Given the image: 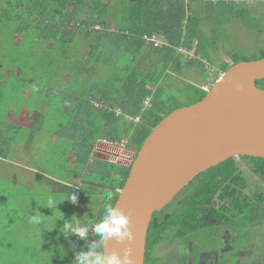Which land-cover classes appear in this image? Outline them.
I'll list each match as a JSON object with an SVG mask.
<instances>
[{
  "label": "trees",
  "instance_id": "1",
  "mask_svg": "<svg viewBox=\"0 0 264 264\" xmlns=\"http://www.w3.org/2000/svg\"><path fill=\"white\" fill-rule=\"evenodd\" d=\"M209 20L213 23V29L210 30L213 34H218L216 28H220L222 33L223 24L240 20L247 29L264 36V9L253 13L246 3H239V0H190L189 4L183 0H51L50 3L48 0H0V32L10 29L8 35L12 46L9 49L16 50L14 56L17 59H26V69L33 74L31 80H21L23 85L29 82L32 86L30 97L53 86L47 82L49 75L79 76L76 85L73 83L70 88L72 92L77 89L80 97L78 102H73L75 105L70 109V101L62 98L63 112L58 118L55 117L59 123H63V119L65 122L59 136L62 151L73 148V144L66 140L67 136L83 131L86 134L79 146L98 149L99 146L110 147L112 154H99L104 156L102 159L110 160V163H113L114 153L120 151L114 143L123 132L128 143L140 147L151 130L174 111L172 103L166 105L163 102L165 100L159 98L163 89H167L170 84L168 77L177 74L184 65L189 69H198L205 76L197 54L203 48L206 36L202 26ZM95 25L99 28L95 29ZM18 36L20 38L17 41ZM144 36L161 37L169 46L154 48L151 44H145ZM1 41H8L7 35ZM48 43L50 46L45 48ZM180 49L184 52H180ZM189 52L194 55L189 57ZM261 58H264V46L258 55L251 57L230 55L231 63L224 62L218 70L221 74L233 64ZM20 71L25 72L22 69ZM98 73L101 75L96 78ZM81 83H85L82 91ZM88 83L87 89L85 86ZM202 83H208L205 77ZM214 83L212 81L209 84ZM255 84L264 90V79L257 80ZM185 88L186 94L193 98L191 105L206 94L199 85L188 84ZM18 89L22 90L21 87ZM64 89L68 91L69 88ZM65 94L62 97H67ZM70 94L72 97L71 91ZM146 98H149L150 107L143 104ZM90 100L98 102L100 108L94 109ZM116 109L120 110L118 115ZM136 118L138 120L134 123ZM80 123L83 124L78 129ZM52 152L50 150L49 154ZM9 153L10 148L7 146L0 149V156L6 157ZM86 160L81 157L79 169L86 166ZM100 163L101 160L94 159L96 167ZM117 169L120 179L107 192L100 215L92 218L87 216L83 219L84 224L99 222L105 204H115L118 197L116 189L123 187L129 172V168ZM258 176H264V159L250 157L241 158V161L229 159L198 175L192 181L194 183L191 182L187 187V192L191 189L190 198H178L174 212H154L146 236L147 264L157 262L153 260L149 263L148 256L152 258V251L162 241L171 242L167 236L170 229L175 230V237L181 236L182 232L195 235L204 230H215L217 224L231 226L235 217L248 219L255 215L264 204V192L249 195L246 191L248 180ZM52 183L48 179L46 184L49 190V184ZM64 184H57V190L52 194L66 197L68 192H75L85 196L87 192L84 187L77 191ZM91 192L95 193L94 190ZM109 194L112 196L111 201L107 199ZM9 195L19 203L17 206L8 201L13 206H6V200L0 197V245L9 248V255L4 253L2 258L9 260V264H17L20 257L26 258V264H34L39 258H42V264H73L74 254L70 249L73 245L77 252L84 249L85 241L72 236L64 241L65 238L59 233L60 228L50 231L53 236H61V240L55 244L49 242L51 239L48 240V237L43 238L40 229H31L29 234L34 239L26 238L29 245H21L24 247L23 254L15 252L18 241L9 238L3 231H12L18 226V211L25 210L21 200H26V187ZM3 206L7 211L2 210ZM8 214L12 217L9 215L8 222L2 223ZM20 214V220L23 221L25 216ZM76 217V214L74 217L67 215L64 219ZM60 221L63 223V220ZM88 235V243L98 239L91 230ZM46 248L49 252L44 251Z\"/></svg>",
  "mask_w": 264,
  "mask_h": 264
},
{
  "label": "rangeland",
  "instance_id": "2",
  "mask_svg": "<svg viewBox=\"0 0 264 264\" xmlns=\"http://www.w3.org/2000/svg\"><path fill=\"white\" fill-rule=\"evenodd\" d=\"M240 2L246 3L250 7L251 12L253 13L262 12L264 9V0H239V3ZM228 17L231 18V15H228ZM202 27H204L203 32L206 33V36L203 39V48L199 50L197 56H199L198 59H200V64L202 69L204 70L203 74L205 76H202L199 73L198 69H189L187 66L184 65L181 67L180 71L177 74H174V76L167 78L170 84L168 88L163 89V91L159 95V98L161 97V101L165 100L163 102L166 105L172 103V107L174 108V110L191 105L193 98H191L190 95L186 94L187 88H185L188 84L193 86L199 85L203 90L208 91L212 86L209 84L210 82H212L211 77L214 79L213 81L218 80L220 77V73L218 70L220 65L224 62L228 64L231 63V61L229 60L230 55H238L240 57H251L254 55H258L259 50L264 46V36L262 34L259 36L256 35L254 31L247 29V27L243 25L240 20H234L233 23L227 22V25L223 24L222 33L220 28H216L215 30L218 34H213L210 31L213 29V23L211 22V20H209ZM98 28L99 26L95 25V29ZM9 30L10 29L7 28L6 32H0V68H4L5 64L11 63V65L8 66L9 68L13 70L15 69V71L18 69V72H16V74L19 75V80L17 81L16 79H14L15 85L12 91L14 93L15 91L19 90L18 88L22 87L23 84L21 83V80H31L33 74L31 75L30 70L26 69V59H17L14 56V53L16 54V50L9 49L12 46V42L10 41V35H8ZM6 35L8 41H1V39H4ZM18 38L20 37L18 36ZM49 46L50 44L48 43L45 48H48ZM86 52L88 53L89 51ZM188 55L189 57H192L194 53L189 52ZM4 58H9L10 61H4ZM11 59L14 62H12ZM21 69L25 72H21ZM218 73L219 75H216ZM100 75L101 73H98L95 77L98 78L100 77ZM203 77H205L208 82L205 85H202ZM57 79L54 81V85L57 82ZM76 79L77 76H72V81ZM84 85L85 83H81V91ZM85 87L88 89L89 83L86 84ZM65 95L68 96L67 98L69 99H75L77 96L79 97V95L76 94L75 90L72 93V97H70V91L67 92ZM17 102H20L22 105L25 104L24 101L21 100L19 95H14L12 103ZM29 102L30 101L26 99V105H29ZM90 103L96 110L100 108V104H97L96 102H91V100ZM44 112L45 115L48 116L49 110H44ZM119 113L120 111L116 110V115H118ZM44 120L45 126L43 130L45 132L52 130L54 128V125L59 122L58 119L48 120L44 118ZM63 123H65L64 119ZM125 127H127V125ZM44 133H42L41 136H43ZM122 138H124L123 135H121L119 140H121ZM45 139L46 138L42 137L36 141L37 143H40V146L44 145V148H46L48 146V142ZM129 144L131 143L129 142ZM32 146H35L32 150H36V143H33ZM81 147H84V145H82ZM44 148H42L39 152L36 151L35 153H33L34 155L32 156V158L28 159L27 163V165L34 166V168L37 167L38 169H40L41 167V169L39 170V174L42 171L43 173L48 172L51 164L50 159H48V162H45V159H47V151L45 150L43 154ZM129 148L126 150L125 155L122 152L116 150L118 152H116L117 156L115 157V159L120 162L119 165H122L127 168L130 165V161L127 159L132 156L131 150L129 151ZM107 150L113 153V150H111L110 147L99 146V149L96 148L92 158L94 159L95 156H97L99 153H102L104 155L109 154ZM39 154H42L40 155L41 158L37 156ZM33 160H35V162H33ZM22 161L24 163H15L13 165L0 164V190L13 191L26 187L30 192V194L26 195V200H21L22 207L25 210L18 211V226L15 227L12 231H3L4 234L9 235V238L18 241L16 242V246L18 247V249H14L18 255L23 254L24 245H29L28 241H26V238H31V240L34 239L30 237L29 234L31 229H33V231L36 228V230L40 229L43 238L46 239L48 237V240L51 239L49 242H51L52 244H55L56 242L61 240V236L51 237V235L47 233L48 228L50 230L60 228L59 224L60 226L62 225V221H60V219L62 218L61 213L63 214V217L67 215H73L74 217V215L76 214V218H81L82 220H85L87 216L89 218H92L94 216L98 217L102 209L101 206L104 202L105 197L107 196V190H105V188H107V186L109 185V176H111L114 172H118L115 163H106L102 166V168L98 169L97 171H95L94 164L88 165L86 168L88 174L80 175L79 177H77V179H79L80 182L83 183L85 181H90V183L85 182L87 184H85L84 186V189L88 187L87 193L90 195H78V203L76 205H72L67 200L62 201L63 198H65L62 195L51 194L50 190L47 188V184L46 187H43L44 181L39 178V174H37L36 171H33V169H30L26 166V160ZM19 162H21V159L19 160ZM26 167L28 168V170H26ZM52 174L53 173L50 172L49 177ZM193 183L194 182H192V184ZM248 186L249 195H255L264 192V184H262L260 179H258L257 177H252L250 180H248ZM187 187L186 189H183L160 212H174L175 208H177L178 198H184V196L190 198L189 193L191 192V189L187 192ZM92 190H94L95 193H92ZM49 195L53 196L56 202L58 203L56 205V209L45 208ZM0 197L18 206L19 201H16L15 199L13 200L11 195L6 193H0ZM8 205L10 207L13 206L11 203H9ZM3 207L2 210L7 211L5 209V206ZM25 212L34 213L36 215L42 214L45 217L42 218L41 224H36L31 222L30 217L26 221ZM20 213H23L25 216L23 221L20 220ZM9 215L10 214L6 216V219L3 218L1 222L7 223L9 220L7 219ZM10 217H12V215H10ZM76 218L71 219L75 220ZM91 225H94V223L89 224V226ZM214 229L215 230L211 231L204 230L205 232L195 235L190 232H182L181 236L179 237H175V230L170 229L168 231L169 234L167 236L171 242H169L168 240H164L157 248L159 251V254L156 256L159 261L158 264H183V256H185L186 249L194 254L198 252L209 253L207 256L203 255L206 258L204 262L205 264H264V204L261 205V208L258 209L255 215L251 216L250 218L238 219V217H235L231 226L221 225L218 228L214 227ZM174 237L177 238V240H175ZM172 245L175 248L173 254L170 255L169 253H172L173 251ZM7 249L9 248H6L2 244L0 245L1 264H9V260H5L4 258H2L4 253L9 255V251ZM11 253L14 254V252L12 251ZM42 263V258H39V260H37V262L34 264ZM17 264H26V258L20 257L19 260H17Z\"/></svg>",
  "mask_w": 264,
  "mask_h": 264
},
{
  "label": "water",
  "instance_id": "3",
  "mask_svg": "<svg viewBox=\"0 0 264 264\" xmlns=\"http://www.w3.org/2000/svg\"><path fill=\"white\" fill-rule=\"evenodd\" d=\"M264 58L231 65L200 101L175 109L146 137L129 166L114 205L130 220L133 239L107 251L144 264L154 212L167 206L198 175L238 157L264 159Z\"/></svg>",
  "mask_w": 264,
  "mask_h": 264
},
{
  "label": "crops",
  "instance_id": "4",
  "mask_svg": "<svg viewBox=\"0 0 264 264\" xmlns=\"http://www.w3.org/2000/svg\"><path fill=\"white\" fill-rule=\"evenodd\" d=\"M48 1L49 3L51 2V0H48ZM183 1L185 2V4L190 3V0H183ZM16 40L18 41L19 38L16 37ZM14 44L16 45V43ZM4 61H10V59L4 58ZM11 61L14 62L12 59ZM10 65L11 63H8L4 65L5 66L4 68H0V149L6 146L10 148V153L6 157L0 156V164L13 165L15 163H24L22 160H26V166L29 167L30 169H33V171H36L37 174H39V170L41 169V167L40 169L36 167L37 168L36 169L34 168V166L27 165V163H28V159L32 158V156L34 155L33 153H35L36 151L39 152L42 148H44V145L40 146V143H37L36 141L44 137L46 138L45 140L48 142L47 143L48 146L43 149V154L45 150L47 151V159H45V162H48V159H50L51 164H50L48 172L43 173L42 171L39 174V178L44 181L43 187H46V183L48 179H51L53 181L52 184H49L51 186V189H50L51 194L57 190V187H58L57 184L63 185L64 183H66L64 185L71 186L77 191L79 190L81 191V189L85 186V184L90 183V181L84 180L87 183L85 182L83 183V182H80V180L77 179V177H79L80 175L88 174V171L86 169L87 166L94 164V159H99L101 160V163L98 164L97 167L95 166V171H97L98 169L102 168L104 164L110 163V160L106 161L105 158H103L104 159L103 160L102 157L104 156H100L99 155L100 153L97 156H95V158L93 159L92 157L94 155L96 148H90V146H85V147L79 146V142H81V140L83 139V135L86 134V132H84L83 134V131H81L80 133L78 131V132L73 133L74 135L71 134L67 136L66 140H68L69 143L73 144V148H70L68 151H67L68 148L65 151H62L63 148L60 144L62 142H59V136H60V130L62 129L63 123L57 122L54 125V128L52 130H49L51 132L46 131L49 133H46L43 130L45 126L44 118L48 120H53L55 119V117L58 118L59 116H61L63 112L62 98L70 101L69 103L70 109L73 107V105H75L74 103L78 102L77 100L80 98L78 96L75 99H69L67 98L68 96L64 98L62 97V95L64 93L69 92V89L72 88V84L78 81L79 76L75 75L77 76V79L72 81V76L74 75L65 74L62 76V74L57 75L56 73L54 74V76L49 75V77H47V82L51 83L54 87L50 86L49 89H46V90L43 89L40 92V94L32 95L30 97L29 96L30 89L32 88V86L30 85L29 82L22 85L21 87L22 90L19 89L18 91H15L14 93L12 92L14 89V85H15L14 79L18 81L19 75L14 73L13 69L8 67ZM216 75H219V73ZM56 79H57V82L54 85V81ZM211 80L213 81L214 79L211 77ZM64 88H69V89L68 91H66ZM70 91L71 93H73L71 89ZM75 92L77 94L76 89H75ZM14 95H19L21 100L24 101L25 104L22 105L20 102L12 103ZM41 95L43 97H41ZM70 97H71V94H70ZM26 99L30 101L29 105H26ZM91 102H96V101L91 100ZM96 103L99 104L98 102ZM101 103L103 104V102ZM44 110L45 111L49 110L48 116L45 115ZM116 110H119V109H116ZM29 115L30 117L28 118ZM82 124L83 123L79 124L78 129L82 126ZM70 128H72V126H70ZM42 133H44L43 136H41ZM124 133L125 132H123L122 134L123 137L125 136ZM104 139L110 140L106 138ZM33 143H36L37 145L36 150H32L35 147V146H32ZM50 150H53L51 154H49ZM126 150L127 149H122V150L120 149V152H122L125 155ZM108 152L109 154H112L110 151ZM59 153H62V154L59 155ZM40 155L42 154H39L37 156L40 157ZM114 155L115 157L117 156L116 153H114ZM81 157L87 160H86V166H84L82 169H79L80 167L78 166L80 164ZM115 157L113 158V163L111 161L110 164L115 163L116 168L127 169V167L119 165L120 162L117 161ZM20 159H21V162H19ZM33 162H35V160H33ZM27 167H26V170H28ZM55 169H57L56 172H55ZM50 172H52L53 174L49 177ZM119 176H120L119 172H114L111 175L109 185L107 186V188H105L107 192L111 191L112 185H116L118 183L120 179ZM86 189H88V187ZM19 190L20 189H16L13 191L0 190V193L12 194V193H16L17 191L19 192ZM118 191L119 189H116L117 193ZM28 193L30 192L28 191V188H26V195ZM84 195L86 196L90 194L86 192V194ZM2 200L3 199L1 198V201ZM8 204H9L8 200L5 201L4 205L7 206ZM33 216H36V214L34 213L28 214L26 212V221L28 220L29 217L32 218ZM79 222L82 225L84 224L83 220L79 219ZM48 231H49L48 234H51V235L53 234V232H50L51 230L48 229ZM72 237L75 238V236H72ZM44 251L49 252V249L46 248L44 249ZM69 256L70 255H66V257H69Z\"/></svg>",
  "mask_w": 264,
  "mask_h": 264
},
{
  "label": "clouds",
  "instance_id": "5",
  "mask_svg": "<svg viewBox=\"0 0 264 264\" xmlns=\"http://www.w3.org/2000/svg\"><path fill=\"white\" fill-rule=\"evenodd\" d=\"M70 188L72 187L70 186ZM78 199L79 197L75 192H68L62 201L67 200L72 205H76ZM107 199L109 201L112 200L111 194L108 195ZM57 204L55 198L49 195L45 208L56 209ZM103 211L102 219L91 226L87 224L82 225L77 218L75 220L71 218L64 219L61 213L62 219L60 220H63V223L59 229L60 235L65 240L70 236H75L79 240L85 241L86 244L85 248L78 252L75 251V245L70 249L74 254L73 264H131L130 250L125 249L123 255L115 250L107 251V243L110 240L115 241L117 244L132 241L133 233L129 227V217L125 215L121 208L112 203L105 204ZM43 217L45 216L42 214L33 216L31 222L40 224ZM90 230L98 239H94L88 243Z\"/></svg>",
  "mask_w": 264,
  "mask_h": 264
},
{
  "label": "built area",
  "instance_id": "6",
  "mask_svg": "<svg viewBox=\"0 0 264 264\" xmlns=\"http://www.w3.org/2000/svg\"><path fill=\"white\" fill-rule=\"evenodd\" d=\"M145 44H151L154 48H162L164 46H167L168 43L165 39L161 38V37H148V36H144ZM179 51L184 52V50L180 49ZM144 106L150 107L149 104V98H146L143 102ZM138 120V118H136L134 120V123H136ZM115 146H118L121 150L122 149H128L129 147V151L131 150L132 156L127 159L129 160L131 163V161L135 158L136 153L138 152L139 147L133 144H129L126 138H122L121 140L117 141L114 143ZM128 146V147H127ZM237 159V158H235ZM130 166V165H129Z\"/></svg>",
  "mask_w": 264,
  "mask_h": 264
},
{
  "label": "flooded vegetation",
  "instance_id": "7",
  "mask_svg": "<svg viewBox=\"0 0 264 264\" xmlns=\"http://www.w3.org/2000/svg\"><path fill=\"white\" fill-rule=\"evenodd\" d=\"M241 158H244V157H238L236 160H239V161H241ZM258 179H260V181L262 182V184H264V182H263V180H264V176H258L257 177ZM249 187V186H248ZM248 187H247V194H248ZM259 194V193H258ZM166 207V206H165ZM163 209V208H162ZM161 209V210H162ZM160 210V211H161ZM221 226V225H220ZM218 224H217V226H215L216 228H218V227H220ZM225 226H229V225H225ZM160 245V244H159ZM158 245V246H159ZM170 245V244H169ZM158 246H157V248H158ZM173 246V245H172ZM154 249L153 251H152V255H151V257L152 258H149V256H148V262L149 263H152L153 262V260H157V262L156 263H154V264H158L159 263V261H158V259L156 258V256L159 254V251H158V249ZM174 246H173V251H172V253H169L170 255L171 254H173V252H174ZM181 254H183V253H181ZM209 253H202V252H198L197 254H194V253H192L191 251H188L187 249H186V252H185V256H183V264H195V262H196V264H205L204 262H205V257L204 256H207ZM204 255V256H203ZM147 249H146V246H145V259H144V264H147ZM190 256V257H189ZM204 257V258H203ZM154 258V259H153Z\"/></svg>",
  "mask_w": 264,
  "mask_h": 264
},
{
  "label": "bare ground",
  "instance_id": "8",
  "mask_svg": "<svg viewBox=\"0 0 264 264\" xmlns=\"http://www.w3.org/2000/svg\"><path fill=\"white\" fill-rule=\"evenodd\" d=\"M167 46H169V45H167ZM164 47H166V46H164ZM224 73V72H223ZM207 172V171H206ZM186 189V188H185Z\"/></svg>",
  "mask_w": 264,
  "mask_h": 264
}]
</instances>
